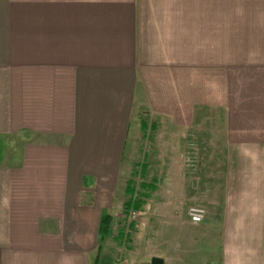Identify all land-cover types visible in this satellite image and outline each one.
<instances>
[{
	"label": "crops",
	"instance_id": "obj_1",
	"mask_svg": "<svg viewBox=\"0 0 264 264\" xmlns=\"http://www.w3.org/2000/svg\"><path fill=\"white\" fill-rule=\"evenodd\" d=\"M204 115L223 205L203 224L165 207L194 234L161 226L158 257L264 264V0H0V264H104L143 118L173 147Z\"/></svg>",
	"mask_w": 264,
	"mask_h": 264
},
{
	"label": "rangeland",
	"instance_id": "obj_2",
	"mask_svg": "<svg viewBox=\"0 0 264 264\" xmlns=\"http://www.w3.org/2000/svg\"><path fill=\"white\" fill-rule=\"evenodd\" d=\"M143 119L145 128L138 129L134 147L129 150L127 145L126 156L129 150L130 162L127 163L126 158L123 164L127 184L121 185L120 202L113 210L115 216L110 234L102 241L104 264H146L151 262V256L166 255L161 238L166 232H162L161 226L170 233L192 238V226L176 227L179 225L176 218H190V207L209 210L223 205L224 149L221 147L222 131L216 127L219 125L217 118L204 115L201 124L196 125L199 130L194 127L178 133L173 147L169 145L171 140H162L164 132L159 130V122H156L157 127L153 125L154 119L147 116ZM129 186L136 191L134 198L142 200L139 210L126 211L125 203L131 196ZM165 207H172L178 213L175 220L171 218L175 214L170 213L160 221ZM206 231L207 226L200 229L202 235H206ZM198 247L199 250L189 255L200 259H184L179 254L166 264H191L192 261L213 264L207 245L199 243Z\"/></svg>",
	"mask_w": 264,
	"mask_h": 264
},
{
	"label": "trees",
	"instance_id": "obj_3",
	"mask_svg": "<svg viewBox=\"0 0 264 264\" xmlns=\"http://www.w3.org/2000/svg\"><path fill=\"white\" fill-rule=\"evenodd\" d=\"M143 125H144V121H143ZM128 191L131 194V196L125 203L126 211H129L130 209L139 210L140 208H142L141 207L142 200L141 199L136 200V198H134L136 195V191H134V189L130 186L128 188ZM112 222H113V218L110 214L105 213L102 216L101 224H100V234H101L102 239H105L107 236H109L110 231H111ZM131 226L134 227V223L131 224Z\"/></svg>",
	"mask_w": 264,
	"mask_h": 264
},
{
	"label": "built area",
	"instance_id": "obj_4",
	"mask_svg": "<svg viewBox=\"0 0 264 264\" xmlns=\"http://www.w3.org/2000/svg\"><path fill=\"white\" fill-rule=\"evenodd\" d=\"M134 214L136 212H133ZM205 208L204 207H200V206H196V207H190L189 211H188V215L190 217V220L193 223H200L204 220L205 218ZM121 264H123V262H120Z\"/></svg>",
	"mask_w": 264,
	"mask_h": 264
},
{
	"label": "water",
	"instance_id": "obj_5",
	"mask_svg": "<svg viewBox=\"0 0 264 264\" xmlns=\"http://www.w3.org/2000/svg\"><path fill=\"white\" fill-rule=\"evenodd\" d=\"M151 262L152 264H163V259L158 256H153Z\"/></svg>",
	"mask_w": 264,
	"mask_h": 264
}]
</instances>
